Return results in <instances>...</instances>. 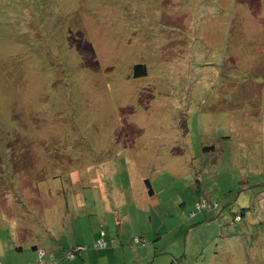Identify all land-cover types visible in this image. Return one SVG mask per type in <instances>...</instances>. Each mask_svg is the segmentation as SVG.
<instances>
[{"label": "rangeland", "instance_id": "1", "mask_svg": "<svg viewBox=\"0 0 264 264\" xmlns=\"http://www.w3.org/2000/svg\"><path fill=\"white\" fill-rule=\"evenodd\" d=\"M40 1L0 0V264H264V0Z\"/></svg>", "mask_w": 264, "mask_h": 264}, {"label": "trees", "instance_id": "2", "mask_svg": "<svg viewBox=\"0 0 264 264\" xmlns=\"http://www.w3.org/2000/svg\"><path fill=\"white\" fill-rule=\"evenodd\" d=\"M23 1V0H22ZM26 2H27V0H25ZM33 1V3H35V2H37L38 3V5L39 4H41V1L40 0H32ZM28 3V2H27ZM41 6H43V4H41ZM47 6V5H46ZM33 9V8H32ZM46 8H44V10H45ZM34 10V9H33ZM35 14H37V12H35ZM35 14H33V13H31V17L33 18V16L35 15ZM1 23H3V25H9L8 23H7V21H0V25L4 28V26L1 24ZM16 30V26H14V28H13V30L12 31H6V33L5 34H2V36H3V38L4 37H7L9 34H13L14 33V31ZM147 75V71H146V67H145V65H137V66H135V68H134V77L135 78H140V77H142V76H146ZM148 186H149V183H148ZM199 207L201 208V209H205V208H202V207H204V206H202L201 204L199 205ZM218 207V204L217 203H215V204H211L210 205V210H212V209H216ZM194 216V215H193ZM74 256L72 255V258H73Z\"/></svg>", "mask_w": 264, "mask_h": 264}]
</instances>
